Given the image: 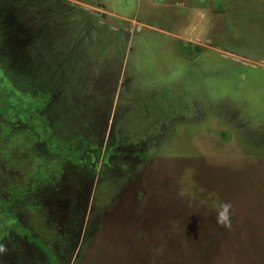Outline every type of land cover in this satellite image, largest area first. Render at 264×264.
<instances>
[{
    "label": "rangeland",
    "instance_id": "rangeland-1",
    "mask_svg": "<svg viewBox=\"0 0 264 264\" xmlns=\"http://www.w3.org/2000/svg\"><path fill=\"white\" fill-rule=\"evenodd\" d=\"M70 2L0 0V264H264V0ZM52 94L100 174L34 185Z\"/></svg>",
    "mask_w": 264,
    "mask_h": 264
},
{
    "label": "flooded vegetation",
    "instance_id": "flooded-vegetation-1",
    "mask_svg": "<svg viewBox=\"0 0 264 264\" xmlns=\"http://www.w3.org/2000/svg\"><path fill=\"white\" fill-rule=\"evenodd\" d=\"M62 1V0H59ZM64 4V3H63ZM26 24L22 23L21 21H17L16 22V26H17V31H21L23 29V27ZM50 96L46 97V100L42 101V105L41 107L37 110L39 112V114L45 109V104H47V102L49 101ZM46 129L50 132H46L47 136H46V152L47 155L52 156L53 159H55L52 163L54 164H58V166L56 167V170L52 176L48 177L47 175H50L51 171L47 170L44 171L46 173L45 177H40L37 175V177H32V179L34 178V181H37L38 179V183L34 184V185H41L40 181H44V180H52L50 185H54L57 187L59 186V182L65 177L68 176V174L71 175H75V173H79L77 176L83 177L86 179V176L88 177L90 175L91 171L93 173V175H97L100 174L103 170V166L108 165V162L110 161L111 158V153H112V149L113 147H111L112 145L108 143V141L104 142L103 139H97V141L94 140H90V139H85V138H80L78 140H76V142L78 143H73L71 141V139L66 138V137H58L56 135V133L49 129L48 124L46 125ZM76 144L78 146V148L76 149L73 145ZM104 144V145H103ZM60 146V147H59ZM119 146V142H116L114 148ZM56 147V148H54ZM62 150L66 151L65 154L69 155L72 154V158L68 157V158H64V159H60L62 158L59 157L57 158L58 155H60L62 153ZM74 157H76L75 159H73ZM50 159V158H49ZM39 168V167H38ZM37 168V169H38ZM84 168V169H82ZM41 169V167L39 168V170ZM54 168H52V171ZM73 170V173H70L69 170ZM82 169V170H81ZM39 170H37V174L39 173ZM82 173H80V172ZM76 173V174H77ZM81 174V175H80ZM90 177V176H89ZM87 180V179H86ZM49 181V180H48ZM2 206H0L1 208ZM21 227V226H19Z\"/></svg>",
    "mask_w": 264,
    "mask_h": 264
},
{
    "label": "crops",
    "instance_id": "crops-1",
    "mask_svg": "<svg viewBox=\"0 0 264 264\" xmlns=\"http://www.w3.org/2000/svg\"><path fill=\"white\" fill-rule=\"evenodd\" d=\"M62 3H64V4H66V5H70V6H72V7H75V8H77V9H84L83 7L84 6H82V5H79V4H76V3H74L73 4V2H70V0H62ZM73 5H77V7L76 6H73ZM89 8V7H88ZM84 10H87V9H84ZM101 16H104V14H101ZM35 21V20H34ZM36 25H37V23H35L34 24V22L32 21V19H31V23L29 24V25H25L26 27H23V29L19 32L18 31V35H19V38H20V43H19V50H20V54H22V48L24 47L25 48V46L28 44V42L32 39V38H35V36H36V34H37V30L35 29L36 28ZM115 30L117 29V27L118 26H112ZM35 29V34H31V32H32V30H34ZM26 35V39L25 40H23L22 38H24V36ZM18 52V50H17V48L15 49V52ZM25 51V50H24ZM95 55H97V54H95ZM95 59H97V58H95ZM94 59V60H95ZM94 63H97V60H95L94 61ZM99 64V63H98ZM109 65V64H108ZM110 66V65H109ZM86 77V76H85ZM84 77V78H85ZM89 77V76H88ZM87 77V78H88ZM83 78V79H84ZM85 81V80H84ZM97 84V83H96ZM96 84H94V87L96 86ZM87 87H89L88 86V84H87ZM84 90L86 91V82L84 83ZM42 92H43V90H41ZM44 93V92H43ZM57 96V95H56ZM55 98V95L54 94H52L51 96H50V99H49V101L47 102V104H45V109L41 112V113H43L44 114V118H45V120H46V123L48 124V126H49V129H51L52 130V127H51V123H52V119H51V116H52V113H51V115H49V113L47 112V110H50V104H51V101L53 100ZM86 98H93L94 100H97V95H95V94H92V92H90V93H88L87 94V96H86ZM93 119H92V121H94V124H93V126L95 127V129L93 130V137L91 136V138H92V140H94V141H97V139H98V136H99V134H97V126H98V124H97V107L95 106L94 107V109H93ZM55 133H58V131L57 132H55Z\"/></svg>",
    "mask_w": 264,
    "mask_h": 264
},
{
    "label": "water",
    "instance_id": "water-1",
    "mask_svg": "<svg viewBox=\"0 0 264 264\" xmlns=\"http://www.w3.org/2000/svg\"><path fill=\"white\" fill-rule=\"evenodd\" d=\"M73 6H76L77 7V5H73ZM83 8L86 9L87 7L84 6Z\"/></svg>",
    "mask_w": 264,
    "mask_h": 264
}]
</instances>
